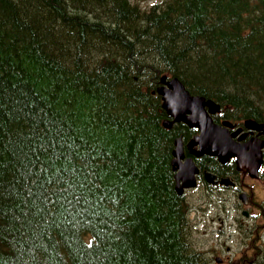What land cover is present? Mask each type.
Wrapping results in <instances>:
<instances>
[{"label": "trees", "instance_id": "trees-1", "mask_svg": "<svg viewBox=\"0 0 264 264\" xmlns=\"http://www.w3.org/2000/svg\"><path fill=\"white\" fill-rule=\"evenodd\" d=\"M164 75L264 124V0H0V264H210Z\"/></svg>", "mask_w": 264, "mask_h": 264}, {"label": "flooded vegetation", "instance_id": "flooded-vegetation-1", "mask_svg": "<svg viewBox=\"0 0 264 264\" xmlns=\"http://www.w3.org/2000/svg\"><path fill=\"white\" fill-rule=\"evenodd\" d=\"M222 111L213 116V120L217 124L226 120L222 116ZM232 122L234 126L229 127L230 135H233L238 129H242L241 132L233 136L235 141L242 144H255L257 141H264V129H246L244 120ZM245 134L246 136L239 140ZM189 141H183L185 158L193 157L199 172L196 175L197 186L186 189L185 194L203 189L207 194L210 192L211 195L221 194V197H224V199H220V203L217 205L201 204L198 208H194L193 221L206 224L204 220L205 222L210 220L209 216L212 215L213 211H219L222 214V217L218 216L221 234L224 233L223 225L227 222H232L230 225L235 226L237 230H239L238 225L235 223H242L247 226L248 234L251 233V236L247 237L246 247L241 252H237L236 256L235 251L227 242H218L216 243L218 247L206 249L205 252L210 259V264H264V146L261 150L262 168L256 177H252L246 168H239L235 159L223 164L214 157L217 171H209L206 166L210 162V158L207 156L195 157L187 147ZM207 172L215 176L213 182L207 181ZM174 173L176 172L174 171ZM223 179H228V183L222 184ZM191 210L192 214L193 209Z\"/></svg>", "mask_w": 264, "mask_h": 264}, {"label": "water", "instance_id": "water-1", "mask_svg": "<svg viewBox=\"0 0 264 264\" xmlns=\"http://www.w3.org/2000/svg\"><path fill=\"white\" fill-rule=\"evenodd\" d=\"M157 93L161 95L162 107L168 115L163 122L164 127L170 129L174 123L183 122L199 130V134L187 144L195 157L208 155L216 157L223 164L235 159L239 168L244 167L250 171L252 177L257 176L262 167L261 150L264 141H257L255 144H242L235 141L233 136L242 129L230 135L229 127L234 126L232 122L225 120L217 124L213 120V116L221 110L219 103L204 96L191 94L178 78H168L167 75L162 76ZM244 126L249 130L264 129V124L254 119H246ZM245 136L246 134L239 140ZM171 164L176 172L175 188L179 195H183L185 189L197 185L196 175L199 169L193 157L185 158L182 138H177L175 141ZM206 178L208 182H213L215 176L212 173H206ZM225 183H228V179L222 180V184Z\"/></svg>", "mask_w": 264, "mask_h": 264}, {"label": "rangeland", "instance_id": "rangeland-1", "mask_svg": "<svg viewBox=\"0 0 264 264\" xmlns=\"http://www.w3.org/2000/svg\"><path fill=\"white\" fill-rule=\"evenodd\" d=\"M131 2L137 3L143 8H149L154 4L161 3L162 0H131ZM187 195L189 196V201L192 203L193 206V212L192 214L190 213L191 216H193V213L195 211L194 208H198L201 204L217 205L220 203L219 201L221 198L224 199V197H221V194L211 195L210 192L209 194H207L203 191V189H200L196 192H190ZM219 215L222 217V214L219 211H213L212 215L209 216L210 220H206V222L204 220V223L206 224H200L194 220V224H196V231L198 234V238L196 237V239L199 240V246L204 251L206 249L210 250L212 247L215 246L218 247L216 245V243L218 242H227L228 245L231 246L232 250L235 251L234 254L236 256L237 252H241V250L246 247L247 237H250L251 233L249 232L248 234L247 226L243 225L242 223H235L238 225L239 230H237L235 226L232 227L230 225L232 222H227L225 225H223L224 233L221 234L219 230Z\"/></svg>", "mask_w": 264, "mask_h": 264}]
</instances>
